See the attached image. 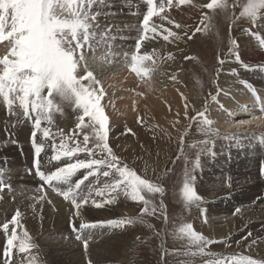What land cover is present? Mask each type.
I'll list each match as a JSON object with an SVG mask.
<instances>
[{
	"label": "rangeland",
	"instance_id": "obj_1",
	"mask_svg": "<svg viewBox=\"0 0 264 264\" xmlns=\"http://www.w3.org/2000/svg\"><path fill=\"white\" fill-rule=\"evenodd\" d=\"M154 2L157 5L158 15L152 17L149 21V27L153 25L158 26L157 38L145 39L142 42H144V48L147 47V42L155 43V46L159 48V50L166 52L167 59H169V54L174 57V59H169V62L171 61V66L173 65V67L178 65L177 67H179L180 70L178 69L176 79L171 81V85L169 84L168 86H171V88L180 86L185 91V103L188 105L187 110H184L185 117L183 119L176 117V120H174V122L170 121L169 124L167 123L168 117L164 116L165 119L161 118L162 116L158 114L160 113L158 109L155 110L157 112L154 114H157L156 117H154V115L149 116L150 114L146 111L136 114V116L129 117L125 114L123 115L120 109L114 104L111 106L112 110L108 109L106 104L108 97L107 92H105L107 96L105 95L103 97L101 103L102 106H104L105 114L109 118L110 132L108 142L113 151L120 157L123 163L132 168L141 178L148 179L151 183L162 186L165 189L162 197L159 193L153 194L144 192L142 194L145 195L146 199H150L151 202L156 205H159L162 200L165 206L164 214L166 219L161 216L159 210L155 215L144 214L141 202L136 203L137 205L135 206L141 208L135 213L132 208L134 202L131 201L130 197H125L123 194L117 198L116 203L106 205L103 208H96L90 201L89 204L82 206L80 215H74L77 210L70 201H65L63 196L57 195L55 192L52 193V188L48 186L46 182H42L39 177H34L33 180H37L33 181L35 183L34 185L36 187L38 186L36 189L38 191H42L46 188L49 189L48 192L50 194L59 197L63 202L65 201L70 207L69 209L71 210L69 213L72 215L70 220L64 224V229H62V231L59 226L55 228L50 227V229L40 225V227L36 229L34 226L27 224L26 221H22V219H20L19 226H14L10 222L15 212L7 213L4 216L2 215L0 217V241H3L0 246L1 253H3L6 247V238L11 235L13 229H15L18 237H23V233L26 230L31 238L26 242L35 244V247H30L26 252L22 253L19 251L21 240L18 239L15 241L14 247L10 249V264H29L30 261L32 264H63L61 259L53 256L46 246V241L51 239L52 236L55 239L66 238L65 240L67 242L76 243L78 248H81V251L84 253V258H86L83 264H89V262H91V264H208L209 261L215 262L217 260H224L226 264H234V261L236 262L238 260L237 255L234 253H242L243 251L245 252L246 249H241L240 245L247 246L244 244L246 240L248 242L249 238L253 239L252 235H248L249 233L252 234V231H247V233L241 234V236L236 239L229 236L234 234H231L229 231L226 234L229 237H224L221 240H218L214 235L212 238L211 235L205 234V231H209L207 228L208 212L206 206L208 203L211 204L212 200L215 199L219 193L224 192L229 184H224L222 187L218 188L204 178V174H202L204 170L203 165L207 158H210L211 153H214L217 136L211 131L207 133L201 131L196 122L190 123L189 120V117H196L198 110H203L205 100L208 101L209 112L207 114L213 119L211 115H213L214 102L211 101L210 97L211 95H217L218 98L220 86L224 81L225 75H228L238 65L234 56L228 55L229 49L232 46V40L234 39L239 45L240 55L242 44L247 40L246 38L254 34V30L257 29L255 23L250 22L247 17L241 18L240 16L248 0H227L229 5L227 10H221L219 8L213 10L204 7V5L210 3L211 0H191L192 6L188 4L176 5L175 0H173V7L171 8H168L166 0H154ZM161 3L165 4L164 13L159 12L158 5ZM148 7L147 0H108L107 6L103 7L105 15L98 18L99 23L103 27H106V25L113 26L114 23H117L121 19L124 20L136 17L135 26L139 27L137 28L138 30L136 29V34L133 35L131 41V44L135 47L133 44L134 41L140 35L145 34L143 19ZM95 10L94 7L93 11ZM165 14L174 21H178L182 25H185L186 28L176 29L174 24H169L167 20H161L160 17ZM205 16L208 17L207 20L204 19ZM159 26L177 32L183 39L173 41L170 37L169 41H164L162 34L159 32ZM197 27L201 29L200 32H195ZM194 32L195 34L193 35ZM186 34L191 35L192 39H187ZM147 36L151 37L152 33L148 32ZM6 43L5 41V44ZM1 44H4V42ZM122 50L131 52L130 48ZM185 56L191 57V59H184ZM226 57L227 61L221 69L218 65V60L225 59ZM179 77L181 78L179 79ZM142 80L146 81L143 78ZM174 82H176V84ZM84 83L87 84L88 82L84 81ZM167 90H169V88H165L162 91L167 92ZM46 91L47 90H45V92ZM3 103V99L0 97V119L2 117L5 118V116L7 117L9 114L7 106ZM76 116L77 111L74 110V106L65 104L62 113H53V123L48 125L46 121H43L42 127L47 126L56 134L55 142L59 145L60 137L57 134V130L60 129L63 130L65 134H70L71 130L76 126ZM9 118L10 119L5 118L3 122H8L9 124L16 123L14 121H17L16 116L14 117L10 114ZM17 124H19L20 127L26 126L28 128L29 137L27 136L26 142L23 139L24 142H22V145L28 146L34 153L31 143L33 121L23 118V122H17ZM127 129H131L132 131L127 132ZM15 133L16 131H13V129L10 132H6V142H8L9 138L14 136ZM162 136H166L167 149L166 151L164 150L166 152L164 155H160L159 149H156L158 145L160 146L163 144ZM80 138L82 139V136ZM36 139L37 142L43 139L41 133L37 132ZM203 141H209V143L203 144ZM5 143L4 140L0 141V150L3 149L2 147H7ZM194 144L197 146L192 147ZM19 145H21V143H19ZM50 146H52L51 138L46 142L45 150L55 153L53 147ZM89 146L91 147V144ZM22 155H24V152ZM77 155L79 159L85 158L84 153H79ZM158 156H162L160 163L157 159ZM40 157L42 156L40 155ZM40 157L38 159L41 162V171L49 173V168L46 166L48 165V159L46 160V158H44L41 160ZM263 157L260 159L261 162L264 161ZM23 158H25L22 159L23 163L21 162L25 167L23 173L29 172V170L32 169L33 174H36L34 154L32 157L33 160L31 159V164L30 160L28 161L27 159V155ZM76 158L77 157H73L72 160H68V158L62 157L60 161H53L56 167L54 170L52 169V172L55 171L56 168L66 166L67 163L75 162ZM197 160H199L200 168L195 169L193 173V175H195V181L192 187L196 194L201 197L199 202L200 207H197L195 203L188 202L184 196V184L187 182L186 173L195 168ZM20 167L21 165H18L16 168L19 170ZM86 171L87 170L84 169L79 170L72 177V181L76 182ZM262 172V177L264 179V168ZM4 173L5 178L6 175L10 178V175L7 174L8 172H4L3 169H0V176L1 174L4 176ZM89 179L93 180L92 177ZM107 179L108 178H102L101 182L96 184L95 187H102L104 181ZM7 184L8 183H3L1 186L6 187L8 186ZM42 184L44 185L43 188H41ZM85 184H88V181H86ZM57 185H59L58 187L61 189L67 188V185L53 181V186ZM93 192L92 194H95V191ZM112 195V193L106 192L104 196H98V199L96 197H91V199L101 201L105 198H111ZM88 208L97 211L101 219H99V221L92 220L93 222H89L88 211L91 209ZM233 212L236 211L233 209L230 215L234 214ZM117 219L133 220L134 223H125L121 228H111V226L107 224L108 221ZM5 222H9L8 233H5L2 227ZM99 222H104L103 226L86 229L80 228L81 224L91 225ZM186 224H191L194 232L214 241L213 244L205 248L204 253L199 252L198 244L193 243L190 237L180 232V229ZM73 225L75 227H73ZM101 227H106L105 229L108 231L100 237L101 241L98 240L95 242L96 244L90 243L92 236L89 232L98 230V228ZM84 232L86 234H84ZM157 233H159V235H157ZM77 234H81L80 236L89 239L87 250H85L82 240L77 239ZM112 236L115 237L112 239ZM246 237L247 239H245ZM55 244L59 245L58 243ZM113 247L115 250L111 251ZM192 253H196V255H192ZM0 264H5V260L0 258Z\"/></svg>",
	"mask_w": 264,
	"mask_h": 264
},
{
	"label": "snow or ice",
	"instance_id": "obj_2",
	"mask_svg": "<svg viewBox=\"0 0 264 264\" xmlns=\"http://www.w3.org/2000/svg\"><path fill=\"white\" fill-rule=\"evenodd\" d=\"M107 2L108 0H0V43L7 42L4 44L6 54L0 56V65H3L0 70V97L7 106L9 114L16 116L18 122L22 123L23 118L33 121L31 143L34 150L36 175L42 182H46L53 192L63 196L65 201H70L75 206L77 211L74 215H80L82 206L89 204L90 201L96 208H103L116 203L117 198L123 194L125 197H130L133 202H141L144 214L155 215L159 210L161 216L166 219L162 200L159 205H156L142 194L144 192L159 193L162 197L165 189L137 175L132 168L123 163L108 142L109 118L101 103L105 91L88 62L89 51L94 53L101 43H108V41L116 39L109 27H101L98 19L105 15L103 7L107 6ZM166 3L168 8L173 7V0H166ZM175 4L192 6L191 0H175ZM147 5L149 7L143 19L145 34L137 38L135 44L137 52L142 46V41L157 38L158 26L149 27V21L153 16L158 15L157 5L154 0H147ZM94 7L95 11H93ZM158 7L160 13L165 12L164 3L159 4ZM204 7L213 10L217 8L227 10L229 5L227 0H211ZM262 10H264V0H248L240 16L241 18L247 17L250 22L259 25L264 20V11ZM160 19L174 24L176 29L186 28L185 25L174 21L167 14L161 16ZM204 19L207 20L208 17L205 16ZM200 31L199 27L195 29V32ZM148 32L152 33L151 37L147 36ZM159 32L164 41H169L170 37L173 41L183 39L177 32L163 28V26H159ZM105 36H107V40H105ZM187 39L191 40L192 36L187 35ZM261 44H264V40L261 41ZM228 55L234 56L235 61L240 62L244 68H249V65L241 61L239 45L234 39ZM151 59L152 56L148 54L133 56L134 63L131 70L137 75L148 73L152 69L138 65ZM169 59H174V57L169 54ZM184 59H191V57L185 56ZM95 60L96 57L93 55L92 61L95 62ZM226 61L227 57L218 60L221 69ZM78 69L84 74L79 75ZM234 72L235 70H233ZM172 79L175 80L176 77L173 76ZM84 81L88 83L85 84ZM248 87L251 89L253 86L248 85ZM45 90L47 91L45 92ZM210 98L211 101L219 105L217 95H211ZM65 104L74 106V110L77 111L76 126L70 134H65L63 130L58 129L60 143L57 145L56 134L52 133L49 127H42V122L46 121L48 125H51L53 113H62ZM187 108L188 105L185 103V109L187 110ZM219 109L221 112L227 113L222 105H219ZM208 112V101L205 100L203 110H198L196 117H189L190 123L196 122L200 130L206 133L211 131L214 121L207 114ZM259 113L260 116L250 113V119L241 120L239 123L247 125L251 124L253 120L264 118V99L260 100ZM227 114L231 115V113ZM131 131V129H127V132ZM37 132L41 133L43 137L40 142H37L36 139ZM49 138L52 139V147L55 150V155L51 157V160L60 161L62 157L72 160L73 157H77L75 162L67 163L66 166L59 167L51 173L41 171L38 158L44 151ZM202 143L208 144L209 141ZM196 146L192 145V147ZM79 153H84L85 158L79 159L77 155ZM211 155L214 157L215 153H211ZM197 168H200L199 160L196 161L195 168L186 173L187 182L184 184V196L188 202L195 203L197 207H200L201 197L192 187L195 181L193 173ZM81 169L87 171L80 179L73 182L72 177ZM31 171L29 170L30 174ZM90 177L93 180H90ZM102 178L108 179L104 181L102 187L96 188L95 185L100 183ZM53 181L63 183L67 185V188L61 189L58 186H53ZM86 181L88 184H85ZM43 187L42 184L41 188ZM93 191L98 196H104L106 192L113 195L111 198L97 201L91 199ZM0 199H3L2 188H0ZM39 200L51 203L45 193L40 195ZM235 211L238 212L239 209ZM21 216L22 213L17 210L10 223L19 226ZM103 223L81 224L80 228H95L103 226ZM125 223L132 224L134 221L117 219L107 222L112 228H121ZM2 227L4 232L8 233L9 222H5ZM73 227L75 226L73 225ZM180 232L199 245L200 253H204L205 248L214 243L212 239L194 232L191 224L184 225ZM18 239L21 240L19 251L22 253L30 247H35V244L26 242L31 239L26 230L23 237H18L13 229L11 235L6 238V247L3 253H0V258L5 260V264H10V249L14 247V242ZM77 239L82 240L84 248L87 250L89 239L80 235L77 236ZM261 241H264V238L257 237L251 243L256 244ZM192 255H196V253H192ZM29 264L32 262L30 261ZM208 264H226V262L217 260L209 261ZM245 264H264V261L248 257Z\"/></svg>",
	"mask_w": 264,
	"mask_h": 264
},
{
	"label": "bare ground",
	"instance_id": "obj_3",
	"mask_svg": "<svg viewBox=\"0 0 264 264\" xmlns=\"http://www.w3.org/2000/svg\"><path fill=\"white\" fill-rule=\"evenodd\" d=\"M135 18L117 20L118 22L114 23L113 26L106 25L116 39L108 41V43H101L94 53L92 51L88 53L90 68L101 81L105 92L108 94L107 107L112 110L111 106L114 104L123 115L125 114L129 117L145 111L151 116L157 113L155 110L158 109L160 111L158 114L162 116L161 118H164V116L168 117L167 123L169 124L170 121L174 122L176 117L183 119L185 117L184 110H186L185 91L180 86L177 88L168 86L173 81L172 77L174 75L176 77L179 67H177L178 65L176 67L171 66V61L169 62V59H167L166 52L159 50L153 42H147V47L145 48L144 42H142V46L137 52L131 44L132 37L136 34V29L139 27L135 26ZM101 27L104 28L103 26ZM256 27L257 29L250 36L251 38H246L247 40L242 44L240 54L241 61L249 65V68H244L238 62L234 73L233 71L228 75L223 73L225 77L220 86L218 100L219 105H222L227 110V113H231V115L221 112L216 102L213 104V115H211L214 121L213 125H211V132L217 136L214 147L215 156L211 155L204 162L202 174H204L206 180L218 188L224 184H229L227 189H224V192L219 193L211 204L208 203L206 206L208 212L207 228L209 231H205V234L211 235L212 238L214 235L218 240L229 236L236 239L241 234L247 233V231H252L253 239L257 237L264 238V179L262 177L264 161L261 162L260 160L264 156V118L253 120L251 124L247 125L239 123L241 120L250 119V113L260 116V100L264 99V67H262L264 66V44H261V41L264 40V20L259 25L256 24ZM105 40H107V36H105ZM135 41L134 45L137 42ZM4 44L0 43V56L6 54ZM128 48H130L131 52L122 50ZM145 54L151 55L152 59L143 61L138 66L152 70L146 74L137 75L131 70L134 63L132 57ZM93 55L96 57L95 62L92 61ZM2 68L3 65H0V70ZM78 74L83 75L84 73L78 69ZM174 83L176 84V82ZM248 85L253 87L250 89ZM165 88H169V90L163 92L162 90ZM14 107L16 106L14 105ZM9 116L10 114L7 117L5 116V118L10 119L11 117L9 118ZM5 118L2 117L0 119V141L4 140V143L6 142V132H10L13 129L16 133L5 143L7 147H2L3 149L0 150V169L10 175V178L8 175L5 178V173L4 176L2 174L0 176V187L3 189V199H0V217L19 210L22 213L20 219L36 229L40 225L47 228L59 226L62 231L64 224L71 218L70 207L59 197L50 194L48 192L49 189L38 191L36 189L38 186L36 187L33 182L37 181L33 180V178L38 176L33 174V171L31 174L29 172L23 173L25 171V167L22 164V159H25L23 157L27 155V159L28 161L30 160L31 164L34 154L32 149L22 145L24 140L26 142L27 136L29 137V130L26 126L20 127L16 120H14L16 123H4L3 120ZM162 141L163 144L158 145L156 148L159 149L160 155L166 153V136H162ZM23 152L25 156L22 155ZM54 155L55 153L52 151L47 152L45 148L41 153V160L44 158L48 159V165L46 166L49 168V173L56 167L53 162L55 160H51ZM158 157L157 159L160 163L162 156ZM18 165H21L19 170L16 168ZM150 165L152 166L151 163ZM3 183H8V186H1ZM42 193L47 195L51 203L39 200ZM91 197L97 198L98 195L96 196L95 193ZM136 203L134 202L132 205L135 213L141 208L135 206L137 205ZM233 209H239V211L230 215ZM88 216L89 222L101 219L99 218L100 214L92 209L88 211ZM106 227L90 231L89 233L92 236L90 243L96 244L95 242L100 240V237L108 231L105 229ZM229 231L234 234L226 235ZM84 234L86 233L84 232ZM115 236H112V239ZM65 239H55L52 236L51 239L47 240L46 246L49 252L53 256L60 258L63 264H83L86 258H84L81 248H78L76 243L67 242ZM253 239L249 238L248 242L246 240L244 244L247 246L240 245L241 249L246 248L245 252L242 250V253H237L234 250L236 252L234 254L238 257V260L234 261L235 264H245L248 257L257 261H264V241L252 244L251 241ZM1 242L3 243V241H0V246ZM114 250L115 248L113 247L111 251Z\"/></svg>",
	"mask_w": 264,
	"mask_h": 264
}]
</instances>
